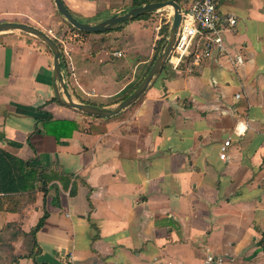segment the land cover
I'll return each instance as SVG.
<instances>
[{
  "label": "crops",
  "instance_id": "0c3cea01",
  "mask_svg": "<svg viewBox=\"0 0 264 264\" xmlns=\"http://www.w3.org/2000/svg\"><path fill=\"white\" fill-rule=\"evenodd\" d=\"M62 1L89 24L133 8L132 0ZM218 14L238 20L224 39L244 57L241 67L214 56L186 73L168 61L110 119L58 101L48 107L52 120L39 115L56 98L54 55L33 34L0 33V152L48 168L50 178L46 196L38 191L23 212L0 210L2 237L7 224L28 233L49 214L40 255L17 264H202L208 252L225 264H264V0H220ZM65 21L53 0H0V23L61 36L72 30ZM161 25L135 18L104 33L78 31L82 41L61 54L68 94L116 107L146 77ZM8 243L15 256L28 247L26 238ZM6 248L0 242V264Z\"/></svg>",
  "mask_w": 264,
  "mask_h": 264
},
{
  "label": "trees",
  "instance_id": "16d2710c",
  "mask_svg": "<svg viewBox=\"0 0 264 264\" xmlns=\"http://www.w3.org/2000/svg\"><path fill=\"white\" fill-rule=\"evenodd\" d=\"M166 1H175L179 4H182V0H132V7H139L150 3ZM156 14L159 13H148L146 15L138 17L137 19L153 17ZM66 24L70 29L77 30L73 28L68 22H66ZM117 28H120V26L116 27L115 29ZM170 29L171 23H167V18L162 19V25L159 32L160 39L156 42L153 62L150 65L151 67L153 66L156 59L164 51ZM79 32L83 35L90 34L82 31ZM151 67L149 68V70L151 69ZM148 72L144 75V77L148 74ZM141 82L142 81L138 82L133 88L128 90L121 97L112 101L110 105L119 103L127 98L131 93H133V91L140 85ZM54 102H57L56 98L51 100L50 102H47L42 107H39L37 109L38 114H46V118L52 120L53 116L48 110V107ZM48 171V168L39 167L34 162H24L14 158L9 154L0 152V189L3 194L1 196L0 202L1 212L21 213L23 212V210H25L26 206L29 203L35 202L36 193L38 191H42L46 196V194L48 193V184L50 181V178L47 174ZM36 183H39L40 186H36ZM56 199L58 200V196L56 197ZM48 215V212L45 211L44 216L28 233L23 232L18 224L10 223L5 226V235L3 237L0 236V242L7 247L6 249H4V254L1 257L4 264H17L23 258H31L33 260H36V258L41 253V249L37 242V233L43 228ZM8 236H10V239L7 238ZM18 237L26 238L28 247L26 248L24 253L15 256L9 252V248L11 250L13 246L12 244L8 243V241H11L13 238L16 239Z\"/></svg>",
  "mask_w": 264,
  "mask_h": 264
},
{
  "label": "built area",
  "instance_id": "2783aa9c",
  "mask_svg": "<svg viewBox=\"0 0 264 264\" xmlns=\"http://www.w3.org/2000/svg\"><path fill=\"white\" fill-rule=\"evenodd\" d=\"M220 0H192L189 4H182V23L178 32L176 43L169 57L175 68L183 66L186 73L200 69L204 63L214 56L224 58L237 69L245 63L241 55L232 54L224 39L226 31L233 30L238 20L235 16L220 17L218 7ZM174 12L170 16V23L173 22ZM52 38L58 44L61 54L65 56L66 47L74 41L81 42L82 35L77 30ZM115 56L121 57L122 53L117 52ZM71 68V67H69ZM240 98V96H237ZM235 134H239V127L235 128ZM231 145V139L225 141L221 146L220 158L227 159V150ZM72 258L67 263L72 262ZM222 256L213 255L208 252L202 264H225Z\"/></svg>",
  "mask_w": 264,
  "mask_h": 264
},
{
  "label": "water",
  "instance_id": "95a60500",
  "mask_svg": "<svg viewBox=\"0 0 264 264\" xmlns=\"http://www.w3.org/2000/svg\"><path fill=\"white\" fill-rule=\"evenodd\" d=\"M57 11L64 17V19L78 31L86 33H104L110 31L117 26L130 21L132 19L141 17L148 13L159 12L166 8H173L174 16L171 24L167 43L162 54L156 59L153 66L149 70L146 77L142 80L140 85L127 98L122 100L116 107L112 109L99 107L93 104L79 103L72 99L68 94L67 86L61 75V51L55 40L40 29L20 24V23H0V33L8 30H19L25 33L33 34L39 37L52 51L54 55V79L56 81V99L65 107L78 110L86 115L95 118L110 119L119 115L122 111L132 106L138 101L146 92L154 78L159 75L164 69L169 60L176 43V38L182 23V6L175 1L155 2L139 7H133L128 12L122 15H114L102 22L96 24L84 23L77 20L69 9L65 6L62 0H53Z\"/></svg>",
  "mask_w": 264,
  "mask_h": 264
},
{
  "label": "rangeland",
  "instance_id": "374dc122",
  "mask_svg": "<svg viewBox=\"0 0 264 264\" xmlns=\"http://www.w3.org/2000/svg\"><path fill=\"white\" fill-rule=\"evenodd\" d=\"M182 2H183V0H182ZM185 2L187 3L188 1H185ZM172 12H173V8H167L166 10H162V11L157 12L159 14H156L153 17H159L161 19H164V18H167L168 14H170ZM154 13H156V12H154Z\"/></svg>",
  "mask_w": 264,
  "mask_h": 264
}]
</instances>
